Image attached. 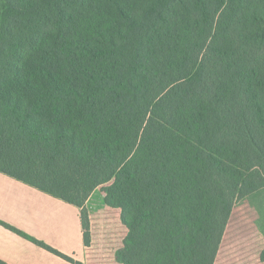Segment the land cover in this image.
Returning <instances> with one entry per match:
<instances>
[{
  "label": "trees",
  "instance_id": "1",
  "mask_svg": "<svg viewBox=\"0 0 264 264\" xmlns=\"http://www.w3.org/2000/svg\"><path fill=\"white\" fill-rule=\"evenodd\" d=\"M0 159L101 187L120 264H215L264 188V0H0Z\"/></svg>",
  "mask_w": 264,
  "mask_h": 264
},
{
  "label": "crops",
  "instance_id": "2",
  "mask_svg": "<svg viewBox=\"0 0 264 264\" xmlns=\"http://www.w3.org/2000/svg\"><path fill=\"white\" fill-rule=\"evenodd\" d=\"M1 164V262L73 264L35 239L81 264H120L116 254L128 229L101 187L78 185L72 195ZM215 264H264V188L236 201Z\"/></svg>",
  "mask_w": 264,
  "mask_h": 264
},
{
  "label": "rangeland",
  "instance_id": "3",
  "mask_svg": "<svg viewBox=\"0 0 264 264\" xmlns=\"http://www.w3.org/2000/svg\"><path fill=\"white\" fill-rule=\"evenodd\" d=\"M111 182H109L108 184H106V186H108ZM125 226V225H124Z\"/></svg>",
  "mask_w": 264,
  "mask_h": 264
}]
</instances>
